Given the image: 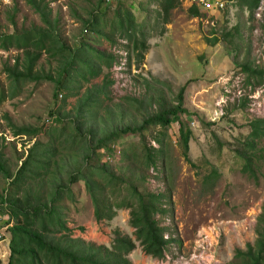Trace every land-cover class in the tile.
<instances>
[{
    "label": "rangeland",
    "instance_id": "obj_1",
    "mask_svg": "<svg viewBox=\"0 0 264 264\" xmlns=\"http://www.w3.org/2000/svg\"><path fill=\"white\" fill-rule=\"evenodd\" d=\"M108 1L106 4H109ZM121 1L130 3V0ZM213 2L209 1L211 8L208 10L200 8L208 14L204 13L205 17L198 19L191 18L187 13L190 2L181 0L180 7L171 11L170 22L163 26L162 35L159 34L161 26L147 32L148 50L139 65L131 44H127L124 39L115 40V45L126 51L127 60L124 70L115 71L117 69L112 67L109 71L113 85L106 96H100L98 116L106 118L107 107L117 114L121 113L120 110H129L130 105L125 98L142 99L146 92L144 80L150 84L152 93L162 95L170 104H176V96L180 88H184L183 108L197 115L182 116L193 133L188 143V155L194 166H190L182 156L175 122L165 130L156 126L149 127L143 133V144L147 147H159L154 141L155 137L163 140L164 161H157L156 170H148L145 188L153 193L169 191L170 203L163 206L167 213L159 220L162 226L169 229L175 242L171 244V250H166L162 260L151 259L137 247L129 255L133 264H228L235 249H244L255 237L256 218L264 203V165H260L255 182L240 172L242 162L235 156L234 150L249 132L248 121L264 118V79L259 83L257 77L251 76L241 67L248 64L254 69L264 68V28L261 27L264 26V0L260 1L252 15L246 10L240 12L222 1V8H215ZM80 3L75 0H51L50 7L53 15L59 18L62 38L73 49L79 48L80 42H85L95 48L108 50L109 44L102 37L82 32V24L73 12L76 9L78 16L83 19L87 17L84 5ZM14 5L18 10L15 16L17 31L29 29L32 25H42L38 15L23 0H0L1 32L14 31L6 15ZM139 15L136 13V16ZM112 18V11L106 10L104 19L110 23ZM237 25L241 37L235 36L233 32ZM227 32L233 35L223 41V34ZM213 36L218 37L219 41L210 46L206 40ZM76 55L79 59L84 58L82 51ZM17 56L22 57L15 50L3 52L0 49V93L5 96L0 104L3 160L11 175H14L20 161L26 156L27 148L34 143V140L27 142L25 138L12 137L7 121L3 118L7 115L16 126L40 128L36 141L43 150H36L35 154H41L42 151L46 154L56 149L49 171L58 176H54L56 179L65 181L68 171L78 167L80 157L68 154L74 152L66 148L67 144H60L65 141L69 146L65 133L70 135L74 130L66 118H59L57 114L69 112L87 88L101 84L102 77L84 83L76 97H67L64 101L61 98L54 99V85L51 82L13 83L7 77L4 67L12 66ZM39 66L50 72L56 68V63H49L48 56L43 54ZM60 94L63 97L66 95L64 91ZM244 99L247 102L242 108L240 104ZM117 104L121 106L117 108ZM122 116L125 115L121 113L120 118ZM141 118V115L129 111L121 123L129 124L134 119L140 122ZM61 127L65 128L64 131L60 130ZM141 141L140 135L126 136L119 141L115 152L120 147L132 149L136 154L135 164L140 167L144 152ZM219 144H224L220 150ZM257 148L264 149V137ZM54 164L65 167L56 173ZM114 169L120 172V168L115 166ZM211 170H215L217 175L204 180L206 176H211ZM52 177L47 174L42 180L32 179L33 188L41 191L45 199L50 193L49 181ZM4 189V195L23 198L27 183L20 187L12 186L0 174V193ZM71 192L72 195L63 198L57 211L66 228L73 231L74 235L106 246L110 245L112 231L116 229L132 235L128 210H118L110 222H98L83 183L73 184ZM8 220L6 214H0V231ZM9 223L12 224L11 221ZM203 239L207 241L204 249L194 253L195 246ZM8 256L6 237L0 240L1 264H7ZM180 256L183 261L176 263Z\"/></svg>",
    "mask_w": 264,
    "mask_h": 264
},
{
    "label": "trees",
    "instance_id": "obj_2",
    "mask_svg": "<svg viewBox=\"0 0 264 264\" xmlns=\"http://www.w3.org/2000/svg\"><path fill=\"white\" fill-rule=\"evenodd\" d=\"M23 1L38 15L42 25H32L29 29L17 31L16 5L11 12L6 13L7 21L14 31L1 32L0 26V49L3 52L15 50L22 55L21 58L17 56L13 60L12 66L4 67L7 77L13 83L51 82L54 85L53 98L60 97L63 101L67 97L78 96L84 83L100 77L102 81L99 85L87 88L69 112L57 114L59 118H66L74 130L70 135L65 133L67 134L65 140H69L70 145L68 146L65 141L60 144H67L66 148L74 152L68 154L80 157L78 167L68 171L65 181L56 179L54 176L57 175L49 171L56 149L52 150L53 153L44 154L42 151L41 154H35L36 150H43L36 141L40 128L16 126L7 115L3 116L13 138H25L27 142L34 140L27 148L26 156L20 161L15 174L11 175L2 157L4 137L0 135V174L9 180L12 186L20 187L27 183L23 198L4 195L6 189L0 193V214H6L9 219L6 222L7 228L3 231L4 238L8 237L7 264H133L129 255L137 247L151 259L162 260L166 250H171V244L175 242L169 229L162 226L159 220L167 213L163 206L170 203V193L147 191L145 184L148 170H156L157 161H164L163 140L155 137L154 141L159 147H147L143 144L145 142L143 133L149 127L156 126L165 130L175 122L178 126L177 135L182 147V156L190 166H194L188 155V143L193 133L189 125L182 120V116L197 115L183 108L184 88H180L176 104H170L162 95L152 93L151 86L146 80H144L146 92L142 99L125 98L130 108L120 110L125 116L129 111L141 115L140 122L134 119L129 124H122L121 120L125 116L120 118L121 113H115L110 107L105 108L106 118L98 116L97 111L101 107L100 96H106L113 85L109 71L118 63V57L110 48L115 45V40L120 38L131 44L136 63L139 65L143 54L148 50L147 32L161 26L159 34L162 35L163 26L170 22L171 11L180 7L181 0H130V3L109 0V4H106V0H75L84 5L87 14L83 19L76 14L77 10L73 9L75 17L82 24V32L102 37L109 44L108 50L95 48L85 42H80L79 48H71L60 34L59 18L53 15L51 0ZM220 1L237 7L239 11L246 10L252 15L261 0ZM109 9L113 14L110 23L104 19V12ZM136 13L140 14L139 17ZM187 13L191 18L198 19L204 18V13L208 14L200 10L198 3L192 4ZM233 32L235 36L241 37L239 25L233 28ZM232 35V32L223 34V41ZM206 41L213 46L219 38L213 36ZM79 51L83 52V59L76 55ZM43 54L48 56L49 63L51 61L56 63L53 71L47 72L42 66L38 67ZM241 67L243 71L257 77L259 83L263 81L264 68L254 69L248 64ZM62 91L66 93L64 97L60 94ZM4 100L5 96L0 93V104ZM246 102L244 99L240 107L243 108ZM116 106L118 108L121 104ZM50 115L54 116L52 113ZM101 124L103 127H100ZM247 126L249 128L247 136L240 141L234 151L235 156L242 162L240 172L256 182L260 165H264V149L257 148L259 141L264 137V118L249 120ZM64 129L61 127L60 130ZM129 135L141 136L144 152L140 167L135 164L136 154L132 149L120 147L115 152L119 141ZM218 146L220 150L224 144ZM113 165L120 168L119 173ZM64 167L54 164L56 173ZM47 174L53 177L49 181L50 193L45 199L41 191L33 188L32 179L42 180ZM210 174L211 176H206L204 180L217 175L215 170H211ZM77 182L84 185L96 221L110 222L118 210H128V224L133 229L132 235L123 234L116 229L112 231L109 246L89 242L80 237L74 238L57 209L66 195H72L71 186ZM254 235L253 242L247 243L244 249H235L228 264H264V203L256 218Z\"/></svg>",
    "mask_w": 264,
    "mask_h": 264
},
{
    "label": "built area",
    "instance_id": "obj_3",
    "mask_svg": "<svg viewBox=\"0 0 264 264\" xmlns=\"http://www.w3.org/2000/svg\"><path fill=\"white\" fill-rule=\"evenodd\" d=\"M188 1L190 2L191 5L194 4V3H198V4L200 5V8L203 9V10H208V9L211 8L210 5H209V1H210V0H188ZM213 5H215V6H214L215 8H218V7H219V8H222V6H223L222 2H217V1H214V2H213ZM110 50H111V52H112L115 56L118 57V63L115 64V65L113 66V68L117 69V70H115V71H122V70H124L123 67H125V63H126L125 61L127 60V59H126V58H127L126 51H124L123 49L121 50V49L119 48V45H113V46L110 48ZM59 98H60V97H59ZM6 228H7V225H5L4 228H3V230L0 231V240H4V234H3V231H4ZM71 234H72V236H73L74 238H78V237H79V236L74 235V234H73V231L71 232ZM80 238H82V237H80ZM203 240H204V239H203ZM206 243H207V241H205V240H204L203 242L199 241V243L195 246L196 251H194V253L199 252L200 250L204 249ZM193 255H194V254H193ZM194 257H197V256L194 255ZM180 261H183V260L181 259V256H180V258L177 260L176 263H178V262H180ZM173 263H175V262H173Z\"/></svg>",
    "mask_w": 264,
    "mask_h": 264
},
{
    "label": "clouds",
    "instance_id": "obj_4",
    "mask_svg": "<svg viewBox=\"0 0 264 264\" xmlns=\"http://www.w3.org/2000/svg\"><path fill=\"white\" fill-rule=\"evenodd\" d=\"M214 1L221 2L220 0H214ZM222 2H223V1H222Z\"/></svg>",
    "mask_w": 264,
    "mask_h": 264
},
{
    "label": "crops",
    "instance_id": "obj_5",
    "mask_svg": "<svg viewBox=\"0 0 264 264\" xmlns=\"http://www.w3.org/2000/svg\"><path fill=\"white\" fill-rule=\"evenodd\" d=\"M235 9H237L238 10V8L237 7H235ZM241 12V11H240Z\"/></svg>",
    "mask_w": 264,
    "mask_h": 264
}]
</instances>
